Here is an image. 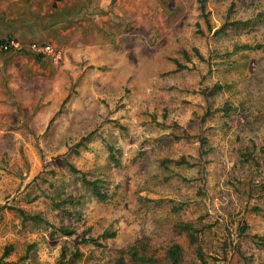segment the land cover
Returning a JSON list of instances; mask_svg holds the SVG:
<instances>
[{
    "label": "rangeland",
    "instance_id": "rangeland-1",
    "mask_svg": "<svg viewBox=\"0 0 264 264\" xmlns=\"http://www.w3.org/2000/svg\"><path fill=\"white\" fill-rule=\"evenodd\" d=\"M63 1L0 0L61 53L0 55L2 263L264 264V0Z\"/></svg>",
    "mask_w": 264,
    "mask_h": 264
},
{
    "label": "trees",
    "instance_id": "trees-1",
    "mask_svg": "<svg viewBox=\"0 0 264 264\" xmlns=\"http://www.w3.org/2000/svg\"><path fill=\"white\" fill-rule=\"evenodd\" d=\"M245 48H248V47H245ZM24 52L29 53L28 51H24ZM196 52H197V54H199L197 50H196ZM184 55H185V57H188L187 53H185ZM198 56H200V55H198ZM36 57L42 58V56H36ZM183 68H184V66H182L181 64H179V62H177L176 72H180ZM220 88L221 87H215V90H219ZM179 164H189V163H187V161L185 159H182L181 161H179ZM72 170L74 173L80 174V172L77 169H75L74 167H72ZM82 177H83V183L86 186H89L92 188L93 193L97 198H99L101 200H105L107 198V195L100 191V188L98 185L99 181H89L88 179H86L84 174H82ZM63 230H64L63 233L66 236H72L74 234L73 231H69L66 229H63ZM183 230L185 232H187L188 235H190L191 242L194 244L197 241V237L193 234L194 232H196V229L194 228V226L190 225V224L184 225ZM107 236L108 237H114L115 235H107ZM82 243L97 244V240H95V239H83ZM130 252H131L132 260L134 262L139 263V264H162L161 260L159 258L155 257L154 255H147V254L141 255L139 253L138 249L136 248V245L131 249ZM8 255H9V253L7 251V253H5V257ZM198 256H199L200 260H202L204 262V254H203L202 250H199ZM3 258L0 259V264H3L2 263ZM183 259H184L183 248L180 245L175 244V245H172L169 248H167L166 264H182ZM58 264H64V262L61 261ZM116 264H125L124 258H120L119 260H117Z\"/></svg>",
    "mask_w": 264,
    "mask_h": 264
},
{
    "label": "crops",
    "instance_id": "crops-1",
    "mask_svg": "<svg viewBox=\"0 0 264 264\" xmlns=\"http://www.w3.org/2000/svg\"><path fill=\"white\" fill-rule=\"evenodd\" d=\"M109 2L110 0H64L59 4L56 10L58 17L53 20V22L55 21V26H53V28L55 27V30H60V32H63V30L66 28L65 26H67L66 23H68V20H83L82 22H88V24H91V22L86 19L88 11L93 12L97 6L107 7ZM34 7H36V5ZM0 15H2V11L0 12ZM58 24L62 25L63 27L58 26ZM12 28V26H5L4 21H0V43L13 37L18 39L23 46H30L32 43L36 42L31 41V39L34 38L31 33H29V35H21L20 31H24L22 28L18 27V31L13 30ZM69 28L70 27H68V29ZM37 43L42 44L41 42Z\"/></svg>",
    "mask_w": 264,
    "mask_h": 264
},
{
    "label": "built area",
    "instance_id": "built-area-1",
    "mask_svg": "<svg viewBox=\"0 0 264 264\" xmlns=\"http://www.w3.org/2000/svg\"><path fill=\"white\" fill-rule=\"evenodd\" d=\"M28 51L36 56L51 57L54 60L61 58L60 51L52 43L34 42L30 46H23L18 39L11 38L0 43V55L11 52Z\"/></svg>",
    "mask_w": 264,
    "mask_h": 264
}]
</instances>
